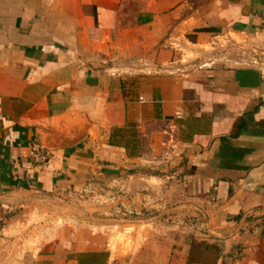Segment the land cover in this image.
Instances as JSON below:
<instances>
[{
	"label": "crops",
	"instance_id": "obj_1",
	"mask_svg": "<svg viewBox=\"0 0 264 264\" xmlns=\"http://www.w3.org/2000/svg\"><path fill=\"white\" fill-rule=\"evenodd\" d=\"M263 29L264 0H0V264H264V62L180 55ZM123 213L177 231L117 254Z\"/></svg>",
	"mask_w": 264,
	"mask_h": 264
},
{
	"label": "rangeland",
	"instance_id": "obj_2",
	"mask_svg": "<svg viewBox=\"0 0 264 264\" xmlns=\"http://www.w3.org/2000/svg\"><path fill=\"white\" fill-rule=\"evenodd\" d=\"M180 55L184 57L186 60L185 62L197 66L202 65L212 56H229L230 58L236 59L239 64H251L255 59L262 63L264 62V33H260V35H249V32L244 34L241 32L235 33L234 30H224L217 33L216 36L205 45H190L185 47L182 52H180ZM91 190L88 197H81V192H78L76 194L77 198L88 199L90 197L94 202L93 199L96 195V188H92ZM94 215L95 214L92 213V218H90L91 221L94 220ZM132 215V213H123L119 218L113 216L115 220H118L116 223L111 224V222H107V226H104L102 229H95L96 235L102 237L101 243L106 247H110V250H113L114 253L135 254L144 249V244L148 236H167L171 231H177V229L166 228V232L160 234L156 226L151 223L148 224L135 221L136 219H134ZM111 217L112 215L106 216L107 219ZM169 225H172V223H168L167 227H169ZM119 263L130 264L129 261H122Z\"/></svg>",
	"mask_w": 264,
	"mask_h": 264
},
{
	"label": "built area",
	"instance_id": "obj_3",
	"mask_svg": "<svg viewBox=\"0 0 264 264\" xmlns=\"http://www.w3.org/2000/svg\"><path fill=\"white\" fill-rule=\"evenodd\" d=\"M258 60L255 59L253 64H258ZM201 66V65H200ZM31 160L30 162L35 165L36 167L42 168L46 166H50L51 164V153L46 150V148L38 145L33 144L28 151V155Z\"/></svg>",
	"mask_w": 264,
	"mask_h": 264
}]
</instances>
